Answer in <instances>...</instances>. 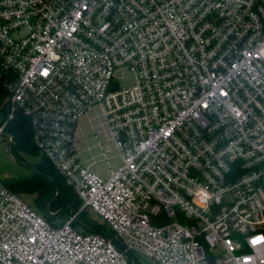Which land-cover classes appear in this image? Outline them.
I'll list each match as a JSON object with an SVG mask.
<instances>
[{"label": "built area", "instance_id": "obj_1", "mask_svg": "<svg viewBox=\"0 0 264 264\" xmlns=\"http://www.w3.org/2000/svg\"><path fill=\"white\" fill-rule=\"evenodd\" d=\"M96 109L122 161L108 179L75 147ZM19 115L113 239L0 181V264H264V0H0L10 149Z\"/></svg>", "mask_w": 264, "mask_h": 264}, {"label": "rangeland", "instance_id": "obj_2", "mask_svg": "<svg viewBox=\"0 0 264 264\" xmlns=\"http://www.w3.org/2000/svg\"><path fill=\"white\" fill-rule=\"evenodd\" d=\"M120 84L129 85L133 81L128 75H119ZM101 112L96 109L89 111L78 123L75 135V147L81 160L102 178L108 179L113 171H117L122 165L119 152L115 149L113 142L109 140L108 131L103 124ZM8 135V133H5ZM102 144V148L99 146ZM107 147L109 149H107ZM44 161V155L31 148L12 145L7 137L0 138V181L4 184H21L30 181ZM29 207L40 215L44 212L38 208L37 199L39 195L35 191H21L17 194ZM89 215L97 223L102 224L96 213L89 210ZM57 212L51 213L50 216ZM105 225V224H104ZM108 230L109 227L107 226ZM79 231L83 232L81 227ZM134 259L137 264H155L153 260L135 253Z\"/></svg>", "mask_w": 264, "mask_h": 264}, {"label": "trees", "instance_id": "obj_3", "mask_svg": "<svg viewBox=\"0 0 264 264\" xmlns=\"http://www.w3.org/2000/svg\"><path fill=\"white\" fill-rule=\"evenodd\" d=\"M8 131L14 136V145L39 151L33 142L31 125L23 115H19L9 123ZM13 144H11V148ZM36 174L30 181L18 185L9 183H5V185L15 194H19L21 191L37 192L39 195L38 208L44 212V215L41 216L52 225L62 224L78 214L74 222L75 228L81 227L86 233H98L108 239H113L111 230H108L106 225L93 220L89 215V210L80 212L81 200L45 156L43 163L37 167ZM54 212H57L53 215L54 217L50 216Z\"/></svg>", "mask_w": 264, "mask_h": 264}, {"label": "crops", "instance_id": "obj_4", "mask_svg": "<svg viewBox=\"0 0 264 264\" xmlns=\"http://www.w3.org/2000/svg\"><path fill=\"white\" fill-rule=\"evenodd\" d=\"M108 137H109V140L111 139L110 135L108 134ZM112 142V141H111ZM101 143H99V146H100ZM102 145V144H101ZM86 165V164H85ZM87 167L90 168V166L86 165ZM91 169V168H90ZM92 170V169H91ZM93 171V170H92Z\"/></svg>", "mask_w": 264, "mask_h": 264}]
</instances>
